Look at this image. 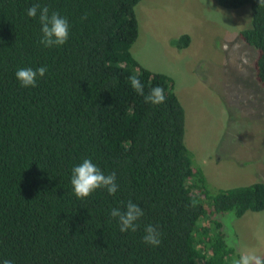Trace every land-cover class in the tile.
I'll return each instance as SVG.
<instances>
[{
  "label": "trees",
  "instance_id": "16d2710c",
  "mask_svg": "<svg viewBox=\"0 0 264 264\" xmlns=\"http://www.w3.org/2000/svg\"><path fill=\"white\" fill-rule=\"evenodd\" d=\"M141 0H0V264H233L214 214L264 211V183L211 194L184 143L185 112L171 78L133 57L134 9ZM249 6L240 40L257 53L255 76L264 90V3ZM35 4L67 17L70 36L59 48L40 44ZM86 16V19H85ZM187 35L171 42L177 49ZM46 66L35 88L22 87L17 69ZM136 76L165 89L154 106L132 88ZM91 159L115 173V195L99 189L79 199L72 169ZM264 164V156H263ZM132 201L145 215L136 232L121 233L112 209ZM162 233L159 247L143 242L144 226Z\"/></svg>",
  "mask_w": 264,
  "mask_h": 264
},
{
  "label": "rangeland",
  "instance_id": "374dc122",
  "mask_svg": "<svg viewBox=\"0 0 264 264\" xmlns=\"http://www.w3.org/2000/svg\"><path fill=\"white\" fill-rule=\"evenodd\" d=\"M138 38L131 48L144 68L169 76L185 112L184 143L211 189L264 183V90L257 53L239 38L250 7L225 9L217 0H141L134 9ZM187 35L177 49L171 42ZM238 256H264V211L214 214Z\"/></svg>",
  "mask_w": 264,
  "mask_h": 264
},
{
  "label": "clouds",
  "instance_id": "9594fccd",
  "mask_svg": "<svg viewBox=\"0 0 264 264\" xmlns=\"http://www.w3.org/2000/svg\"><path fill=\"white\" fill-rule=\"evenodd\" d=\"M264 3V0H260ZM27 16L38 18L41 25L42 38L40 44L46 48H59L64 46L70 36V24L67 17L58 12H50L47 6L35 4L27 10ZM86 19V16H85ZM48 71L46 66L38 69L21 68L16 71V78L22 87L35 88L38 77L43 78ZM133 90L145 97V102L154 106H159L165 102V89L155 86L150 89L145 96L144 85L136 76L129 77ZM71 185L77 198L85 199L99 189H105L109 195H115L119 189L115 173L105 175L102 170L93 164L91 159H84L83 162L72 169ZM110 215L118 219L121 233L129 231L136 232L140 227L138 221L145 215L143 209L132 201H129L121 210L112 209ZM143 242L152 247H159L162 233L158 228L148 224L144 226ZM2 264H13L10 259H3ZM233 264H264V256L258 255L255 250L243 251Z\"/></svg>",
  "mask_w": 264,
  "mask_h": 264
}]
</instances>
